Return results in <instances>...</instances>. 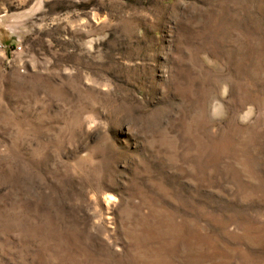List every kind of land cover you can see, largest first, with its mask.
Listing matches in <instances>:
<instances>
[{
    "label": "rangeland",
    "instance_id": "rangeland-1",
    "mask_svg": "<svg viewBox=\"0 0 264 264\" xmlns=\"http://www.w3.org/2000/svg\"><path fill=\"white\" fill-rule=\"evenodd\" d=\"M0 264H264V0H0Z\"/></svg>",
    "mask_w": 264,
    "mask_h": 264
}]
</instances>
